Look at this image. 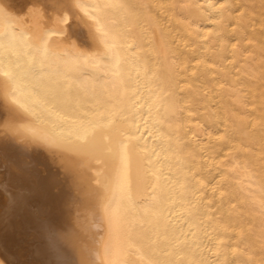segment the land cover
I'll use <instances>...</instances> for the list:
<instances>
[{
    "label": "bare ground",
    "instance_id": "bare-ground-1",
    "mask_svg": "<svg viewBox=\"0 0 264 264\" xmlns=\"http://www.w3.org/2000/svg\"><path fill=\"white\" fill-rule=\"evenodd\" d=\"M0 264H264V0H0Z\"/></svg>",
    "mask_w": 264,
    "mask_h": 264
}]
</instances>
